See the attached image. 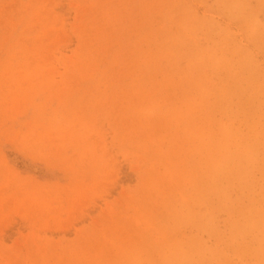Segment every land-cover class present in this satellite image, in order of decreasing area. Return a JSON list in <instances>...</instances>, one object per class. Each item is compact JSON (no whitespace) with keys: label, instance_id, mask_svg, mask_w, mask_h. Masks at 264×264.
Here are the masks:
<instances>
[{"label":"rangeland","instance_id":"1","mask_svg":"<svg viewBox=\"0 0 264 264\" xmlns=\"http://www.w3.org/2000/svg\"><path fill=\"white\" fill-rule=\"evenodd\" d=\"M0 264H264V0H0Z\"/></svg>","mask_w":264,"mask_h":264}]
</instances>
